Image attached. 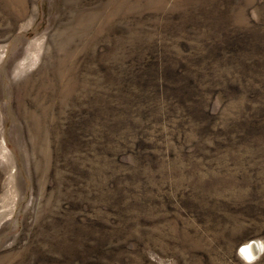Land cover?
Segmentation results:
<instances>
[{
    "label": "rangeland",
    "instance_id": "374dc122",
    "mask_svg": "<svg viewBox=\"0 0 264 264\" xmlns=\"http://www.w3.org/2000/svg\"><path fill=\"white\" fill-rule=\"evenodd\" d=\"M0 264H264V0H0Z\"/></svg>",
    "mask_w": 264,
    "mask_h": 264
},
{
    "label": "bare ground",
    "instance_id": "6f19581e",
    "mask_svg": "<svg viewBox=\"0 0 264 264\" xmlns=\"http://www.w3.org/2000/svg\"><path fill=\"white\" fill-rule=\"evenodd\" d=\"M242 247H243V249H242L240 255L248 258L249 261H253L260 252L259 246L257 243H251V244L249 243V244L244 245Z\"/></svg>",
    "mask_w": 264,
    "mask_h": 264
}]
</instances>
